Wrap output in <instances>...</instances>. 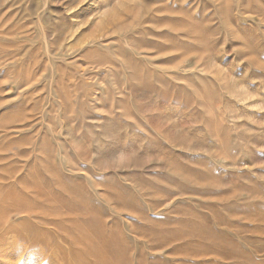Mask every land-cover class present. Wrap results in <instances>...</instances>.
Segmentation results:
<instances>
[{
  "label": "rangeland",
  "instance_id": "obj_1",
  "mask_svg": "<svg viewBox=\"0 0 264 264\" xmlns=\"http://www.w3.org/2000/svg\"><path fill=\"white\" fill-rule=\"evenodd\" d=\"M0 264H264V0H0Z\"/></svg>",
  "mask_w": 264,
  "mask_h": 264
}]
</instances>
